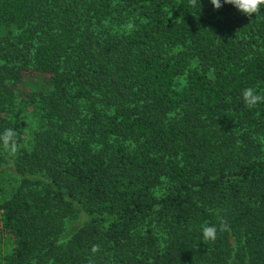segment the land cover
I'll return each mask as SVG.
<instances>
[{
  "label": "trees",
  "instance_id": "1",
  "mask_svg": "<svg viewBox=\"0 0 264 264\" xmlns=\"http://www.w3.org/2000/svg\"><path fill=\"white\" fill-rule=\"evenodd\" d=\"M245 88L264 95V7L0 0V264H264Z\"/></svg>",
  "mask_w": 264,
  "mask_h": 264
},
{
  "label": "clouds",
  "instance_id": "2",
  "mask_svg": "<svg viewBox=\"0 0 264 264\" xmlns=\"http://www.w3.org/2000/svg\"><path fill=\"white\" fill-rule=\"evenodd\" d=\"M209 3L213 9H219L225 4L231 5L237 12L246 17H251L253 14L257 15L264 7V0H209ZM240 95L242 103L249 108L264 102V95L259 94L254 88H245ZM15 135L11 128L4 130L0 133V146L11 153H15L18 148L14 139ZM227 227L228 225L224 222H220L218 225L204 224L200 228V238L202 241H215L218 231H224Z\"/></svg>",
  "mask_w": 264,
  "mask_h": 264
},
{
  "label": "rangeland",
  "instance_id": "3",
  "mask_svg": "<svg viewBox=\"0 0 264 264\" xmlns=\"http://www.w3.org/2000/svg\"><path fill=\"white\" fill-rule=\"evenodd\" d=\"M33 128H34V126L32 125V123H30V129H31L30 131L33 132ZM161 192H162V189H158L156 191V194L159 195V194H161ZM74 223L75 222L73 220L67 221V223L65 224V231H64L65 233L64 234H66V233H68V234L70 233L71 234L77 228V226H73ZM80 225H81V223L78 224V226H80ZM9 240L10 239L7 238L5 235L0 234V251L2 252V254H5V253H7L10 250V242H9Z\"/></svg>",
  "mask_w": 264,
  "mask_h": 264
}]
</instances>
